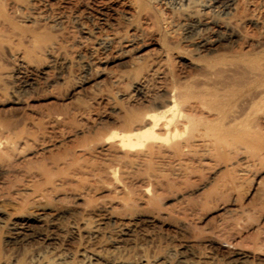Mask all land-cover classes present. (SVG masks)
<instances>
[{"label": "bare ground", "instance_id": "obj_1", "mask_svg": "<svg viewBox=\"0 0 264 264\" xmlns=\"http://www.w3.org/2000/svg\"><path fill=\"white\" fill-rule=\"evenodd\" d=\"M52 1L0 0V85L8 77L4 60L30 72L42 69L48 58L68 62L72 45L59 29ZM115 2L128 25L141 19L159 25L166 60L193 52L190 70L182 81L169 73L149 109L116 107L121 129L95 140H75L35 163L30 149H45L48 128L72 132L73 113L37 111L21 126L0 119V153L22 177L12 192L17 206L13 211L0 208L5 219H16L13 236L0 247V264H199L203 255L198 248L191 251V259L180 257L172 263L174 248L144 227L162 223V218L153 208L154 195L133 185L149 177L140 165L154 158L201 154L214 157L212 165L226 168L264 160V137L258 134L264 124V0ZM162 5L172 13L163 14ZM83 32L91 57L87 67L100 49L136 36L114 27L97 34ZM147 70L134 87L140 88L149 72H158L157 67ZM180 103L182 108H177ZM254 140L260 144L249 156ZM102 190H108L109 197L97 194ZM32 223L41 229L28 234Z\"/></svg>", "mask_w": 264, "mask_h": 264}, {"label": "rangeland", "instance_id": "obj_2", "mask_svg": "<svg viewBox=\"0 0 264 264\" xmlns=\"http://www.w3.org/2000/svg\"><path fill=\"white\" fill-rule=\"evenodd\" d=\"M52 2L57 8L55 18L60 21L59 29L72 45L67 50L68 62L62 64L48 58L42 69L31 72L18 68L11 60L2 62L8 77L0 85V119L21 126L27 124V116L37 111H68L75 116L73 122L76 123L71 125L74 129L75 124V129L69 134L65 132L67 129L61 133L58 129L45 131L42 145L45 149L42 152L41 146L30 149L32 163L46 160L75 140H95L118 129L121 121L116 120L119 119L116 118L119 116L116 107L134 111L149 109L150 103L156 100L154 95L162 94L159 85L168 81L167 75L173 73L180 81L184 80L191 67L189 60L194 56L193 52H189L193 56L185 52L178 53L180 57L174 54L171 61L166 60L161 48L165 39L162 40L159 25L146 19L128 25L115 0ZM160 11L172 13L166 5H162ZM110 26L136 36L131 42L100 49L87 67L86 61L89 62L91 57L89 44L83 41L86 35L83 31L97 34L112 28ZM178 32L181 35L183 30L180 28ZM186 43L180 45L186 47L183 45ZM150 67H157L158 72H149L146 81L142 82V89L134 87ZM15 95L19 98L18 103ZM111 95L115 97L116 105L110 99ZM181 104L176 107L182 108ZM263 126L258 129L261 138L264 137ZM257 140L250 143L249 156L257 151L260 144ZM209 156L154 158L140 165L139 168L148 171L149 177L133 185L140 190L147 188L148 194L154 195L153 208L162 218V223L144 227L155 239L174 248L172 263L180 257L191 259V251L198 248L203 255L199 264H264V160L242 168H226L212 165L215 164L214 157ZM8 158L0 153V208L13 211L17 204L12 192L22 177L18 167L8 162ZM18 166L22 167L20 163ZM166 181L171 183L170 187L164 185ZM97 194L110 195L108 190ZM14 220L16 222L15 218L7 220L0 215L2 248L7 245L9 235L13 236ZM28 228V234H32L41 226L32 223ZM208 237L212 240H207ZM192 240L198 242L196 246H191Z\"/></svg>", "mask_w": 264, "mask_h": 264}]
</instances>
